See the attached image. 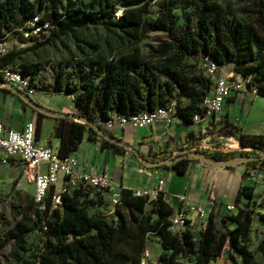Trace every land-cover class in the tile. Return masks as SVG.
<instances>
[{
    "label": "trees",
    "instance_id": "obj_1",
    "mask_svg": "<svg viewBox=\"0 0 264 264\" xmlns=\"http://www.w3.org/2000/svg\"><path fill=\"white\" fill-rule=\"evenodd\" d=\"M152 7L153 0H0V37L39 15L41 23L50 22L58 36L89 26H103L113 33L119 51L99 43L77 44L79 52L48 64L47 86L37 84L49 93L75 96V115L91 123L106 120L115 111L130 115L175 101L183 124H194L212 81L191 61L200 64L205 56L222 66L233 64L238 76L249 79L257 96L264 98V0H241L238 7L232 0H161L150 20ZM177 11H181L180 23ZM156 29L169 39L148 43L146 53L140 43ZM22 40L35 47L46 43L43 36ZM25 50L11 49L0 59V68L11 65L37 79L47 65L26 61ZM0 81H4L1 71ZM85 137L117 152L125 150L69 115L55 117L49 144L59 138L60 155L68 156ZM208 137L210 146H202ZM222 138L235 139L241 148H227ZM189 152L218 162L245 158L244 179L264 171V133L246 132L228 118L213 123L210 132L190 131L185 143L170 138L142 156L153 163L171 159L172 167L184 174L197 161ZM54 189L49 188L42 203L32 199L17 208L20 219L5 226L0 235V253L12 244L1 264H140L146 238L161 243L160 264H210L223 254L231 264H264V236L257 247L262 260L250 248L255 221L264 228V209L255 210L252 184L241 185L235 198L237 213L212 212L205 229L188 227L181 234L170 231L174 208L164 193L150 199L123 188L120 203L106 215L99 209L110 205L102 200L104 193L72 189L55 207Z\"/></svg>",
    "mask_w": 264,
    "mask_h": 264
},
{
    "label": "built area",
    "instance_id": "obj_2",
    "mask_svg": "<svg viewBox=\"0 0 264 264\" xmlns=\"http://www.w3.org/2000/svg\"><path fill=\"white\" fill-rule=\"evenodd\" d=\"M157 0H153L156 2ZM121 11L117 13L120 15ZM41 15L34 17L22 27L6 32L0 37V59L5 57L11 50L8 45V38L13 34L28 38L32 35H39L51 27L50 22L41 23ZM19 43V42H18ZM201 66L208 72L212 80L210 93L200 106L201 110L194 117V124L204 120H210L224 111L227 99L250 90L257 96L255 87L249 85L248 79L240 76L237 80L225 72V66L211 60L208 56L203 57ZM4 74V81L0 86L16 93L21 99L35 105V96L44 93L38 87L36 79L32 76H25L18 69L11 67L0 68ZM54 94L53 92H50ZM84 123L92 126L101 136L111 139L119 130L124 131L126 127L132 126L138 129H147L157 123H166L167 125L183 124V120L178 115V108L175 101L159 106L154 110H143L136 114H121L117 111L112 112L110 116L98 123H91L85 117L76 116ZM37 128L33 121L26 123L22 129L7 127L0 119V148L4 151L3 163H8L10 157L17 156L27 169L34 176L36 203H42L47 196L49 188L55 186L53 202H61L62 194L69 193L72 189H94L96 191L108 194L110 197V207L114 208L120 203L122 187L115 185L111 173L104 170L88 169L80 164L77 156L71 154L61 156L59 149L42 145L37 140ZM44 166L46 168H44ZM165 181L161 180L154 189L141 188L133 190L135 196H149L150 199H156L160 193L164 192ZM59 186V187H57ZM180 206L174 209L170 217V231L174 234H181L188 227L199 226V229H205L212 212H220L221 215L237 213L238 206L236 202L219 203L216 199L209 198L196 205L187 206L185 196L179 197ZM112 209V212L114 211ZM196 212V219L190 216V212ZM140 264H155L151 259V252L145 247L142 253Z\"/></svg>",
    "mask_w": 264,
    "mask_h": 264
},
{
    "label": "crops",
    "instance_id": "obj_3",
    "mask_svg": "<svg viewBox=\"0 0 264 264\" xmlns=\"http://www.w3.org/2000/svg\"><path fill=\"white\" fill-rule=\"evenodd\" d=\"M231 65L233 66V64H229L228 66ZM10 66L11 65L8 67ZM237 78L239 79L240 76ZM1 82L2 81H0V83ZM56 94L64 95L65 93H40L39 96L35 98L36 104L31 105L21 99L16 93L0 86V119L7 127L16 129H22L27 122L33 121L37 128V140L40 144L53 146L59 149L61 144L59 138H55L52 145L49 144V137L55 123V117L59 115L71 116V114L65 111L72 110L76 108V106L75 101L69 99L68 94L64 95L65 101L53 102L50 96ZM236 96L237 94L227 99L225 105L234 101ZM227 118L231 122L242 126L246 131L245 124L239 122L238 119H230V116ZM39 122L41 123L40 131H38ZM195 125L196 124L167 125L166 123H157L147 129H138L128 126L124 131L117 130L113 132L116 136L114 135L111 139H108L110 142L123 147L125 149L124 152H117L113 148L104 147L101 141H90L85 137L83 142L79 145L78 150L75 151L73 155L77 156L80 164L88 169H95L98 171L104 169L108 170L113 177L115 185L122 188L132 190L141 188L154 189L159 185L161 180H164V197L174 209L180 206V196H185V204L191 207L209 198L216 199V201L222 204L235 202L241 185L251 184L247 182L251 177L247 179L243 178L246 167L245 158L218 162L207 159L201 154H196L212 163L203 165V162L199 161L198 157L197 161L190 163L187 172L184 174L178 173L177 170L172 167L173 160L171 159L153 163L143 158L142 155L147 154L151 148L153 150H158L159 147L165 144L170 138H173L174 141H178L175 138L177 128ZM126 129L128 130V136H126ZM249 131L261 133L256 132L259 130H248L246 132ZM188 133L189 132L185 134V139L182 143L186 142ZM115 137H119L120 139ZM233 140L238 145L235 149L241 148L238 142L235 139ZM0 150L4 153L1 148ZM3 155L0 154L1 162ZM238 159L241 160L239 163H232L236 162ZM4 164L26 167L25 163L17 156L10 157L9 162ZM44 168L46 167L44 166ZM105 196L109 195L105 194ZM190 216L196 219V212L191 211ZM159 245L161 248L160 242L158 243V246ZM146 247L150 250L149 245ZM150 252L152 261L159 263L160 253L155 255V251L153 252L150 250ZM224 255L226 254H223L221 257ZM215 261H212L210 264H213Z\"/></svg>",
    "mask_w": 264,
    "mask_h": 264
},
{
    "label": "rangeland",
    "instance_id": "obj_4",
    "mask_svg": "<svg viewBox=\"0 0 264 264\" xmlns=\"http://www.w3.org/2000/svg\"><path fill=\"white\" fill-rule=\"evenodd\" d=\"M161 0H157L153 2L152 14L147 15V18L153 20L156 17V12L158 9V3ZM233 5L235 7L240 6L241 0H232ZM178 16V22H182L181 19V11L176 12ZM37 37L43 36V40L46 41L44 45L41 46H33L32 43H24L22 42L23 37L18 34H13L8 38V45L10 49H26L22 52L24 59L26 61H42L47 66L40 73L39 77L36 79L37 83L43 85V87L47 86L50 81V72L51 68L48 65L50 62H56L62 59L69 58L73 53L79 52L77 44H84L86 42L99 43L106 49H109V46L113 47L112 51L116 53L119 51L118 42L115 41L116 36L113 33H109L103 26H89L77 29L74 34H66V35H56L53 34L51 29H47L43 31L39 35H35ZM78 39V41L76 40ZM169 35L162 30H151L148 33V36L140 43L142 50L144 52H148L147 44L148 43H158L163 40H168ZM19 42V43H18ZM112 52V53H113ZM191 63L196 64L197 69L205 76L211 80L208 72L204 69L201 64L195 63V61H191ZM225 72L230 76L237 80L238 74L234 71V66H226ZM247 80V79H246ZM249 81V79H248ZM46 89V88H45ZM46 91V90H43ZM48 92V91H46ZM66 95V93L64 94ZM64 95L56 94L51 99L53 102H62L65 101ZM39 96V94L37 95ZM35 96V98L37 97ZM69 99L74 100L75 96L68 95ZM69 110V109H64ZM71 114V117L76 121L82 120L76 118V113H78L77 108H73L72 110L65 111ZM230 116V119H238L239 122H242L246 126V131L248 130H259L256 132L264 133V98L259 96H254L250 90H246V92L240 93L234 98V101L228 103L224 107V111L221 115L210 119L204 120L202 123H198L195 126L190 127H182L176 129V140L184 142L185 134L190 131H195L197 134H204L210 132L212 129L213 123H217L221 121V119H226ZM221 127V123L218 124L216 130ZM126 136H128V130L126 129ZM250 132V131H249ZM254 132V131H253ZM215 136V135H214ZM210 137L202 140V146L209 147ZM226 147L230 149H235L238 145L235 143L233 139L222 138ZM129 143V142H128ZM0 154L4 153L0 150ZM189 157H199V161L203 162V165L212 163L205 160L204 157L197 156L193 152H189ZM1 157V156H0ZM201 157V158H200ZM241 160H236L234 163H239ZM247 182L251 183L255 186L254 192V200L256 204L255 210L263 211L264 209V171H257L253 174V176L247 180ZM59 187V186H57ZM35 193V183L34 176L27 167L17 166L13 164H4L0 161V235L2 230L8 224L14 225L20 216L18 215L17 208L21 206V203H27L30 200H34ZM96 197V194H91V197ZM100 198V197H99ZM105 203L109 202L110 197L104 195V199H102ZM99 209L103 214L112 213V209L110 205L100 206ZM195 229H199V226L195 225ZM136 231V229H135ZM264 236V228L260 226L258 220L253 224V231L251 234V245L250 248L252 251L256 252L258 260H262L261 254L257 251V247L262 237ZM159 240L146 238V246L149 245L151 251H155V255L158 253H162L163 249L158 246ZM148 244V245H147ZM12 248V244L8 245L1 253H0V264L3 263L6 258L9 257V252ZM155 264H159L156 261H153ZM184 264H194V263H184ZM213 264H231V262L227 259V256L224 255Z\"/></svg>",
    "mask_w": 264,
    "mask_h": 264
}]
</instances>
